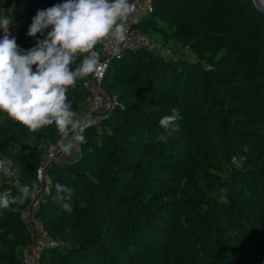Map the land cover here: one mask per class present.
<instances>
[{
  "label": "trees",
  "instance_id": "trees-1",
  "mask_svg": "<svg viewBox=\"0 0 264 264\" xmlns=\"http://www.w3.org/2000/svg\"><path fill=\"white\" fill-rule=\"evenodd\" d=\"M63 2L0 0V13L26 51L43 39L27 35L36 12ZM133 28L175 58L137 50L111 61L103 84L123 108L47 170L35 217L63 245L40 264H264V13L251 0H153ZM87 78L68 91L77 113ZM173 108L181 118L165 131ZM58 138L55 125L33 133L0 113V158L21 185L38 187ZM57 183L70 200L57 199ZM19 188L0 172V195ZM29 202L0 208V264H23Z\"/></svg>",
  "mask_w": 264,
  "mask_h": 264
},
{
  "label": "clouds",
  "instance_id": "clouds-1",
  "mask_svg": "<svg viewBox=\"0 0 264 264\" xmlns=\"http://www.w3.org/2000/svg\"><path fill=\"white\" fill-rule=\"evenodd\" d=\"M132 11L129 0H64L36 12L27 35L35 38L40 34L43 39L26 51L9 36V21L0 19L4 32L0 39V113L33 133L55 125L58 151L64 157L71 156L86 143L83 133L91 121L85 122L73 110L68 91L78 79L99 70L98 46L121 51ZM180 118L178 109L173 108L170 115L160 118L159 126L167 131ZM167 139V135L157 136L161 142ZM37 179L42 182L43 173H38ZM55 187L58 200H70V187L59 183ZM19 192L15 197L7 192L0 195V208L9 209L32 198L35 184L21 185ZM63 207L71 211L68 203Z\"/></svg>",
  "mask_w": 264,
  "mask_h": 264
},
{
  "label": "built area",
  "instance_id": "built-area-1",
  "mask_svg": "<svg viewBox=\"0 0 264 264\" xmlns=\"http://www.w3.org/2000/svg\"><path fill=\"white\" fill-rule=\"evenodd\" d=\"M152 1L153 0H129V2L133 5V11L128 21L126 40L119 46L121 49L120 52H116L112 47L104 48L101 46V66L96 73L89 75L86 80L85 84L90 94L86 108L78 113L79 116L84 118L85 122L91 121V124L86 127V129H99L106 114L117 108H123V105L117 96L107 91L103 84L104 76L112 60L122 58L125 54L124 51L126 50H145L162 58H175V55H173L171 51L162 47L147 34L137 31L133 28V17L135 18V22L140 20L143 14L150 8ZM2 13L4 17V11ZM9 25V27H11L12 24L9 22ZM12 26L17 33V26ZM3 35V29H0V39L3 38ZM79 152L80 146L78 147V150L73 151L71 156L64 157L63 154L58 151L57 147H55L50 149L45 154L38 169V173H43L45 179L42 182L39 181L38 187L35 188V195L30 198L29 204L22 213L26 228L31 235V239L24 249L23 264H40L41 253L45 248L63 245L61 241L54 240L43 232L41 228V222L35 217V210L37 208L41 194L47 187V170L52 167L54 163L75 158L78 156ZM0 172L6 179V182L11 186H21V183L13 169V163L10 160L0 158Z\"/></svg>",
  "mask_w": 264,
  "mask_h": 264
},
{
  "label": "rangeland",
  "instance_id": "rangeland-1",
  "mask_svg": "<svg viewBox=\"0 0 264 264\" xmlns=\"http://www.w3.org/2000/svg\"><path fill=\"white\" fill-rule=\"evenodd\" d=\"M12 3H13V0H8L7 6L8 7H11ZM0 19H5L3 17V13L2 12L0 13ZM9 26L10 25H8V34H9V36L10 37H13L14 36L16 38L17 37V33H16L15 29L13 28V26H11V27H9ZM185 57L188 58V59H192V57L190 55H188V54H185Z\"/></svg>",
  "mask_w": 264,
  "mask_h": 264
},
{
  "label": "water",
  "instance_id": "water-1",
  "mask_svg": "<svg viewBox=\"0 0 264 264\" xmlns=\"http://www.w3.org/2000/svg\"><path fill=\"white\" fill-rule=\"evenodd\" d=\"M254 6L261 12L264 13V6L262 4V0H251ZM129 52L128 50L124 51V53Z\"/></svg>",
  "mask_w": 264,
  "mask_h": 264
},
{
  "label": "bare ground",
  "instance_id": "bare-ground-1",
  "mask_svg": "<svg viewBox=\"0 0 264 264\" xmlns=\"http://www.w3.org/2000/svg\"><path fill=\"white\" fill-rule=\"evenodd\" d=\"M262 4H263V6H264V0H262Z\"/></svg>",
  "mask_w": 264,
  "mask_h": 264
},
{
  "label": "crops",
  "instance_id": "crops-1",
  "mask_svg": "<svg viewBox=\"0 0 264 264\" xmlns=\"http://www.w3.org/2000/svg\"><path fill=\"white\" fill-rule=\"evenodd\" d=\"M12 26V25H11ZM74 159V158H73Z\"/></svg>",
  "mask_w": 264,
  "mask_h": 264
}]
</instances>
